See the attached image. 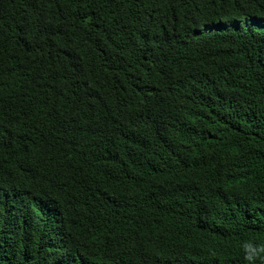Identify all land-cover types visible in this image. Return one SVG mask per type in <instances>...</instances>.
Returning a JSON list of instances; mask_svg holds the SVG:
<instances>
[{
    "label": "trees",
    "instance_id": "1",
    "mask_svg": "<svg viewBox=\"0 0 264 264\" xmlns=\"http://www.w3.org/2000/svg\"><path fill=\"white\" fill-rule=\"evenodd\" d=\"M264 0H0V264H264Z\"/></svg>",
    "mask_w": 264,
    "mask_h": 264
},
{
    "label": "clouds",
    "instance_id": "2",
    "mask_svg": "<svg viewBox=\"0 0 264 264\" xmlns=\"http://www.w3.org/2000/svg\"><path fill=\"white\" fill-rule=\"evenodd\" d=\"M244 250L246 253L245 259L248 261H252L261 253H264V246H257L252 243H246L244 245Z\"/></svg>",
    "mask_w": 264,
    "mask_h": 264
}]
</instances>
